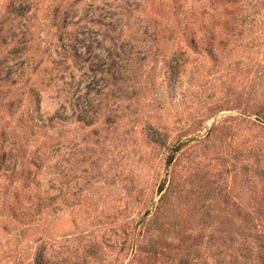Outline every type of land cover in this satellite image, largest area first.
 I'll list each match as a JSON object with an SVG mask.
<instances>
[{
	"label": "rangeland",
	"instance_id": "374dc122",
	"mask_svg": "<svg viewBox=\"0 0 264 264\" xmlns=\"http://www.w3.org/2000/svg\"><path fill=\"white\" fill-rule=\"evenodd\" d=\"M108 1L101 77L61 57L65 9L118 36L89 0H0V264H264V0Z\"/></svg>",
	"mask_w": 264,
	"mask_h": 264
},
{
	"label": "trees",
	"instance_id": "16d2710c",
	"mask_svg": "<svg viewBox=\"0 0 264 264\" xmlns=\"http://www.w3.org/2000/svg\"><path fill=\"white\" fill-rule=\"evenodd\" d=\"M82 1V0H80ZM118 1V0H113ZM150 0H121L126 7L131 8L133 12H142L144 7H142L141 3L149 2ZM153 1V0H151ZM218 0H210V5L214 6L213 10H216V6ZM173 3L176 4L175 11L173 14H181L182 13V2L181 0H173ZM87 6L89 7L90 12V18L88 22H91L95 17L99 18L100 25H102L104 28L108 29L109 31L118 32V36L115 39H109V46L105 45L106 41H100L97 36L94 37V32H92L87 26L81 25L80 28L77 24L73 23V28L71 30L68 29V23L65 22V20H70L71 17H68L69 14L66 13L67 9L64 10V14L66 15L63 19V31L66 32L62 33V42L64 44V50L62 52V59L67 62V59L70 58L73 61H79L84 65H87V73H98L101 77L108 74V68L111 65V63L114 61L115 58H121L120 55L117 56L118 50H123L124 53L127 51V49H133L131 46V41L127 39V35H124L123 33V26L122 21L124 13H121V9L123 7L116 6V8L112 9V6L109 4L108 0H89L87 3ZM120 10L118 11L117 10ZM96 12H99L98 14ZM97 14V15H96ZM123 14V15H122ZM118 15H120L122 18L119 19ZM116 16V18H115ZM144 17L142 23L144 25H137L139 31L144 33L145 35H149L150 33H156L154 29H152L151 24L145 23V19H147L148 23L152 21V19L145 14L142 15ZM141 22V21H140ZM195 21L190 22L191 26L187 28V23L184 24V28L181 29V32H185V35L190 37L191 43H198L200 45H207L209 42L202 41V38H197V32L199 30H203V32L210 33V29L208 27H205V25H202L201 28L197 31H193L192 26ZM74 25L76 27H74ZM173 25V24H172ZM178 27H180V23H177ZM173 25V26H177ZM215 23L212 24V30L214 31ZM210 28V27H209ZM116 30V31H115ZM211 30V31H212ZM1 31V29H0ZM152 31V32H151ZM93 37V39H91ZM141 43L144 42L143 46L144 48L148 47L147 42L145 40L140 41ZM1 45L6 46H14L15 44H20L19 41H13V39H7L3 38L0 40ZM140 47V46H139ZM18 50V49H17ZM17 50L15 52H17ZM106 52V55L104 56L103 53ZM102 54V55H101ZM110 55V56H108ZM121 60H125V58H121ZM127 60H129L127 58ZM6 62V60H5ZM3 62V65L0 64V73L3 74V80L0 79V82L8 80L10 77H20L21 73H16L14 70L15 68L13 66H10V64L7 62ZM11 62V61H9ZM7 64V65H4ZM2 65V66H1ZM13 82H16V80H13ZM36 102H39V98L36 99ZM8 104V103H7ZM13 97L10 99V103L7 107L13 106Z\"/></svg>",
	"mask_w": 264,
	"mask_h": 264
}]
</instances>
